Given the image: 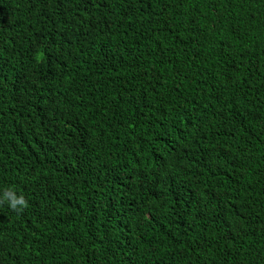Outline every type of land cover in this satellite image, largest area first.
Segmentation results:
<instances>
[{
  "label": "trees",
  "instance_id": "1",
  "mask_svg": "<svg viewBox=\"0 0 264 264\" xmlns=\"http://www.w3.org/2000/svg\"><path fill=\"white\" fill-rule=\"evenodd\" d=\"M0 264H264V0H0Z\"/></svg>",
  "mask_w": 264,
  "mask_h": 264
},
{
  "label": "clouds",
  "instance_id": "2",
  "mask_svg": "<svg viewBox=\"0 0 264 264\" xmlns=\"http://www.w3.org/2000/svg\"><path fill=\"white\" fill-rule=\"evenodd\" d=\"M7 203L8 206L17 212H23L28 207V200L23 194H17L12 188H6L0 193V205Z\"/></svg>",
  "mask_w": 264,
  "mask_h": 264
}]
</instances>
